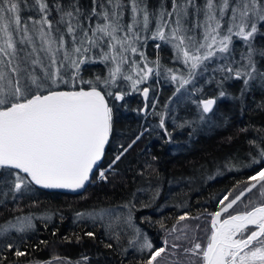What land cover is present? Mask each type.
Masks as SVG:
<instances>
[{"label": "snow or ice", "instance_id": "snow-or-ice-1", "mask_svg": "<svg viewBox=\"0 0 264 264\" xmlns=\"http://www.w3.org/2000/svg\"><path fill=\"white\" fill-rule=\"evenodd\" d=\"M22 11L33 15L22 17ZM258 37H264V0H171L170 9L167 0L155 8L149 0H91L90 7L81 0H0V205L30 198L37 188L83 194L87 187L108 184L110 177L120 175L118 163L150 129L145 127L126 146L120 144L105 166L116 102L134 93L147 101L150 80L171 82L174 96L200 95L193 100L196 120L171 116V98L164 111L152 112L166 142L172 141L167 118L177 128L194 127L206 122L217 101L225 98L239 102L244 111L249 94L259 91L264 96V44ZM152 41L155 57L147 51ZM162 46L172 49L173 65L179 62L183 69L164 63ZM234 81L241 82L238 94L226 87ZM206 85L215 86L214 96L201 95ZM255 107L264 111V99ZM148 109L146 103L137 111L148 114ZM253 130L257 135L248 143L255 151L246 153L247 159L230 158L225 167L230 172L254 168V174L244 181L243 190L235 195L230 190L218 199V211L205 210L206 217L183 212L171 228L157 221L165 235L156 245L134 222L137 204L150 207L160 196V186L149 183L121 204L76 212L77 222L92 227L84 236L119 256V264L130 254H135L136 264H264V203L225 216L254 189L264 199V128ZM141 193L151 194L148 202ZM53 215L28 214L0 222V264L8 260L5 252L16 258L28 255L20 246L25 236L17 242L12 233L34 231L35 219L50 221ZM204 218H210V232L202 243L190 236L200 224L193 229L183 222ZM140 219L151 223L150 217ZM81 240L77 235L76 242ZM64 259L65 264H89L91 257Z\"/></svg>", "mask_w": 264, "mask_h": 264}, {"label": "trees", "instance_id": "trees-1", "mask_svg": "<svg viewBox=\"0 0 264 264\" xmlns=\"http://www.w3.org/2000/svg\"><path fill=\"white\" fill-rule=\"evenodd\" d=\"M199 2L202 3L203 0ZM81 3L90 7L91 0H81ZM159 3L160 0H149V5L153 8ZM167 7L171 8V0H167ZM21 15L26 17L33 13L22 11ZM127 19L126 15L125 20ZM257 40L264 44V37H258ZM155 43V41L149 43L147 51L150 57H155L156 49L153 47ZM239 44L238 41L237 47ZM161 57L170 67L183 68L182 65L180 68V65L177 67L171 62L173 51L170 47L162 46ZM92 67L102 69L100 65ZM85 75L87 76L88 73ZM151 84L148 104L150 105L156 96L154 101L156 107L150 114L137 111L143 109V100L139 93L126 96L125 101L116 102L118 107L115 129L106 148L103 161L105 166L113 159L120 144L126 146L145 127L150 129L118 163L120 175L110 177L108 184L97 182L87 187L83 194H66L37 188L35 195L30 198L18 202L9 199L7 207L0 205V222L28 214L39 217L45 212L55 213L50 221L35 219L34 231L25 234L12 233V237L17 242L21 235L25 236L26 242L20 246L28 255L16 258L11 253L5 252L4 255L8 256V260L3 261V264H9L10 261L13 264H65L64 258L75 262L82 255L91 257L89 264H119V256L84 236V232L92 230V227L86 221L77 222L76 212L89 210L93 206H115L129 199L137 188L147 187L149 183L153 186L159 185L161 190L159 198L152 201L151 206L147 208H141L138 203L137 210H134V222L148 233L154 244L159 245L165 233L157 221L162 220L168 228H171L176 223V217L183 212H189L191 216L206 217L205 210L214 212L219 209L217 201L224 194L235 189L233 192L235 195L247 186L244 181L254 174V168L230 172L225 164L232 157L247 159L246 153L255 151L248 141L257 135L254 128H264V111L255 107L264 96L259 91L249 94L244 111H241V105L237 101L228 98L219 99L213 113L208 114L209 119L191 128H177L173 120L167 118L166 126L172 132V141L166 142L167 137L163 136L162 130L158 127L159 117L152 112L164 111V105L171 98L172 102L168 105L171 116L181 120H196L198 110L193 100L198 99L200 95L191 98L186 95L184 100H179L178 94L174 96L175 87L169 81L160 80L158 83L152 81ZM240 85V81H234L226 87L231 93L238 94ZM215 94V86L207 85L201 95L212 97ZM253 95L255 100L252 99ZM244 127L250 130L239 131ZM153 157L156 159L154 160ZM148 165L152 167L149 168ZM141 170L144 171V175H137ZM218 170L221 175H217ZM210 177L215 178L210 179ZM150 195V193L140 194L144 202L149 201ZM257 203H264V199H260L258 189H254L225 216L247 211ZM145 216L151 218V223L141 222L140 218ZM209 220L210 218H204L183 223L191 225L193 229L195 225L200 224V230L190 232V236L194 234L203 243L210 232ZM77 235L82 237L80 243L76 242ZM97 235L101 236L102 230L98 229ZM64 237L68 240L63 239ZM41 240L47 241V244L40 243ZM69 240L71 242H68ZM98 253L103 255L98 257ZM54 256L60 259H55ZM134 256L135 254H130L125 264H129V261L131 264H136ZM163 264L167 263L163 262Z\"/></svg>", "mask_w": 264, "mask_h": 264}, {"label": "rangeland", "instance_id": "rangeland-1", "mask_svg": "<svg viewBox=\"0 0 264 264\" xmlns=\"http://www.w3.org/2000/svg\"><path fill=\"white\" fill-rule=\"evenodd\" d=\"M137 59H138V57H137ZM171 62H172V60H171ZM175 65H177V67H178V65H180V68H181V65H182V64L179 63V62H177ZM182 67H183V65H182ZM181 69H183V68H181ZM161 80H163V79H161ZM151 82H152V80L149 81L150 84H151ZM163 82H166V80H163ZM167 82H168V81H167ZM170 83H171V82H170ZM146 86H147V85H141L140 87H146ZM159 86H160V85H159ZM173 87H175L174 84H173ZM189 87H190V86H189ZM149 93H150V92H149ZM186 95L188 96L187 93H184L183 97L181 98L180 94H178V95H177V99H179V100L183 99V100H184V97H185ZM140 96H141V95H140ZM141 97H142V96H141ZM149 97H150V95H149ZM199 98H200V97H198V99H199ZM155 99H156V96H155V98L152 99L150 105L148 104V102L150 101L149 98H148L147 101H143L142 106H143V105L145 106L146 103L149 105V109H148V113H149V114H150L151 111L153 110L152 107H151V105L154 103ZM142 100H143V97H142ZM144 106H143V107H144ZM143 107H142V108H143ZM247 194H249V193H247ZM247 194H246V195H247ZM253 200H255V199H253ZM247 203H248V201H247ZM218 210H219V209H218ZM218 210H217V211H218ZM54 257H55V259L57 258V256H54ZM165 263H167V262L165 261Z\"/></svg>", "mask_w": 264, "mask_h": 264}, {"label": "water", "instance_id": "water-1", "mask_svg": "<svg viewBox=\"0 0 264 264\" xmlns=\"http://www.w3.org/2000/svg\"><path fill=\"white\" fill-rule=\"evenodd\" d=\"M142 96V95H141ZM143 101H145L144 100V98H143ZM144 106V105H143ZM144 108V107H143ZM43 190H46V189H43ZM47 191V190H46ZM48 191H56V192H62V193H66V194H69V193H71V194H80V193H77V192H71V191H68V190H48ZM242 212H244V211H242ZM235 214V213H234Z\"/></svg>", "mask_w": 264, "mask_h": 264}, {"label": "bare ground", "instance_id": "bare-ground-1", "mask_svg": "<svg viewBox=\"0 0 264 264\" xmlns=\"http://www.w3.org/2000/svg\"><path fill=\"white\" fill-rule=\"evenodd\" d=\"M206 86H207V85H206ZM206 86H205V87H206ZM39 190H40V189H39ZM251 193H252V192H251Z\"/></svg>", "mask_w": 264, "mask_h": 264}]
</instances>
